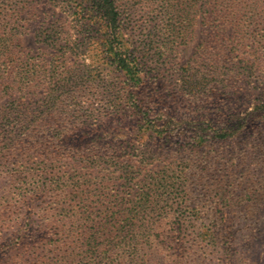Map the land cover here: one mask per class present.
<instances>
[{"label":"trees","instance_id":"trees-1","mask_svg":"<svg viewBox=\"0 0 264 264\" xmlns=\"http://www.w3.org/2000/svg\"><path fill=\"white\" fill-rule=\"evenodd\" d=\"M8 1L0 0V93L5 98L0 103V151H9L14 158L10 160L16 161L18 178L23 174L33 179L26 181L17 201L31 212L33 203L48 194L42 217L52 224L50 236L42 235L39 247H20L24 249V263L160 264L159 256L171 244L178 252L173 263L183 264L180 250L185 213L197 215L191 218L193 232L200 219L204 222L210 217L204 208L214 205L221 211L255 200L251 194L257 188L242 166L245 161L228 166L219 163L224 165L220 173L214 168L218 159L211 151L234 138L236 128L230 124L235 115L220 109L215 128L204 120L192 123L168 117L158 91L146 101L139 98L148 72H144L145 62L132 43L131 13L127 6L121 7L122 0L64 3L78 8V16L89 15V22L81 18L77 24L88 25L87 33L90 29L96 32L92 37L99 43L103 58L123 79L119 90L115 83L106 88L109 92L105 93L113 99L105 114L118 113L120 128L131 130V140L139 142L145 137L144 154L137 159H124L114 147L85 146L81 130L97 113L91 104L84 105L88 96L98 97L97 87L89 85L80 75L81 69L66 60L74 47L67 32L61 31L59 17L40 33V39L52 50L51 57L41 67L28 63L17 23L25 0ZM145 2L155 15L149 36L160 37L163 46L169 35L175 37L173 42L179 38L186 42L197 20L214 43L227 41L217 56L237 47L255 53L263 45L264 0ZM180 69L182 91H192L197 87L196 73H189V65ZM214 72L216 77L227 74L220 66ZM14 92L19 95L14 96ZM124 113L133 117L125 120ZM250 115L264 122V108H256ZM171 216L169 229L173 234L166 229ZM215 222L222 225L221 219ZM212 229L210 237L220 228L212 225ZM17 231L25 235L31 232L29 227Z\"/></svg>","mask_w":264,"mask_h":264},{"label":"rangeland","instance_id":"rangeland-1","mask_svg":"<svg viewBox=\"0 0 264 264\" xmlns=\"http://www.w3.org/2000/svg\"><path fill=\"white\" fill-rule=\"evenodd\" d=\"M9 2L14 3L15 0ZM22 4L24 10L17 23L21 31L20 45L27 62L41 67L44 60L51 57L52 50L40 39V33L47 31L59 17L60 29L67 32L65 35H68L74 47L73 52L66 55V60L69 64L75 63L81 69L79 73L83 79L98 89V97L88 96L84 105L86 108L91 104L97 113L88 118L86 127L81 130V134L85 135L84 141H87L84 142L85 146L114 147L124 159H137L143 155L145 137H141L139 142L131 140V130L120 128L119 114H105L106 106H110L108 102L113 99L105 93L109 92L106 88L111 89L112 85H108L115 83L119 90L123 79L111 70L103 58L99 43L92 37L96 32L90 29L87 33L88 25L77 24L82 19L89 22V15L84 13L78 16L76 12L79 9L65 5L64 0H25ZM120 4L123 8H129L131 14L128 21H131L133 28L131 40L145 62L144 72H148L146 82L138 93L139 98L146 101L152 92L158 91L163 96L168 117L192 123L204 120L215 128L220 109L226 115H235L230 124L232 129L236 128L234 138L223 147L211 151V155L215 154L218 159L214 168L220 173L224 167L220 164L228 166L241 159L245 161L242 166L248 169L251 183L257 188L256 193L251 194L255 199L253 201L228 206L221 211L214 205L204 208L210 217L204 222L200 219L193 232H190L191 218L197 215H191L193 212L184 214L181 231L185 235L180 250L183 264H264V122L250 115L256 108H264V42L255 53L243 52L237 47L229 54L217 56L224 51L219 48L225 47L227 41L222 39L218 44L214 43L197 20L186 42L181 38L173 42L175 37L169 35L163 46L160 37L149 36L151 19L155 15L145 0H122ZM82 29L85 32L81 34ZM186 65L191 68L189 73H196L194 77L200 84L196 83V88L184 93L179 73L180 68H186ZM218 66L225 69L226 76L216 77L214 69ZM14 93V96L19 95L18 92ZM36 93L41 95L42 86ZM4 101V94L0 93V103ZM107 112L110 113V110ZM126 116L125 120L133 117L129 113ZM80 144L77 142V145ZM10 156L9 151H0V245L4 246L0 249V264H32V260L24 263V249L20 247L28 245L37 248L42 235L50 236L52 224L42 217L43 208L49 203V195L37 199L32 211L28 212L26 205L20 204L17 199L26 188V181L33 182V179L28 180V176L23 174L18 178L16 161H11ZM14 174L18 179L14 180ZM227 187L230 189V186ZM235 187L234 184L236 194ZM220 219L222 225H217L215 221ZM172 221V216L166 220V229L171 227ZM212 225L220 229L210 237ZM25 227L31 230L29 235L17 231ZM169 230L173 234V230ZM177 253L170 244L158 261L160 264H174Z\"/></svg>","mask_w":264,"mask_h":264}]
</instances>
